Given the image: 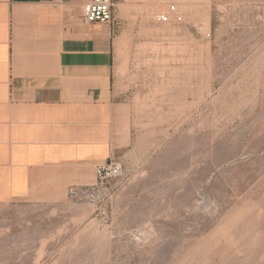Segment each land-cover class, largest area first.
<instances>
[{"label": "rangeland", "instance_id": "374dc122", "mask_svg": "<svg viewBox=\"0 0 264 264\" xmlns=\"http://www.w3.org/2000/svg\"><path fill=\"white\" fill-rule=\"evenodd\" d=\"M114 1L113 203L0 204V264H264V0Z\"/></svg>", "mask_w": 264, "mask_h": 264}, {"label": "crops", "instance_id": "0c3cea01", "mask_svg": "<svg viewBox=\"0 0 264 264\" xmlns=\"http://www.w3.org/2000/svg\"><path fill=\"white\" fill-rule=\"evenodd\" d=\"M89 0H0V204L61 206L131 146L111 24Z\"/></svg>", "mask_w": 264, "mask_h": 264}, {"label": "built area", "instance_id": "2783aa9c", "mask_svg": "<svg viewBox=\"0 0 264 264\" xmlns=\"http://www.w3.org/2000/svg\"><path fill=\"white\" fill-rule=\"evenodd\" d=\"M114 0H89L83 7L81 20L83 23L99 22L111 24ZM160 20L166 19V14L158 15ZM123 174L122 162L115 157L96 167V181L86 184L80 188H71L69 195L71 198L85 197L89 200L94 210H107L112 205L116 195V190L112 186L113 180Z\"/></svg>", "mask_w": 264, "mask_h": 264}]
</instances>
